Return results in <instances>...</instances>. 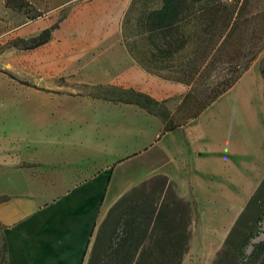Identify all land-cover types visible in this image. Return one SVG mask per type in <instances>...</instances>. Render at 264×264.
<instances>
[{"label": "crops", "instance_id": "0c3cea01", "mask_svg": "<svg viewBox=\"0 0 264 264\" xmlns=\"http://www.w3.org/2000/svg\"><path fill=\"white\" fill-rule=\"evenodd\" d=\"M100 1L88 6L99 15L118 4ZM118 19L93 27L103 34L87 37L80 57L67 54L70 41L55 40L54 30L48 42L33 48L37 86H8L0 72V226L7 264H84L104 212L129 190L110 189L113 178L133 160L164 151L177 168L192 171L203 169L196 164L208 158H182L181 145L190 138L178 139L177 133L188 129L163 132L160 117L131 102L135 90L174 112L188 88L139 65L122 40ZM62 77L130 97L63 91L55 83ZM191 145L199 149L195 141ZM221 158H215L217 171L226 173L231 166Z\"/></svg>", "mask_w": 264, "mask_h": 264}, {"label": "rangeland", "instance_id": "374dc122", "mask_svg": "<svg viewBox=\"0 0 264 264\" xmlns=\"http://www.w3.org/2000/svg\"><path fill=\"white\" fill-rule=\"evenodd\" d=\"M20 1L14 0V4L8 5L7 0H0V72L9 78L8 86H37L31 65L37 51L15 45L17 38L28 39L57 25L55 40L68 39L71 46L66 49L67 54L80 57L87 50V37L103 34L93 28L97 24H115L119 18L120 33L122 16L119 15L127 0H101V4L118 2L114 10L101 15L88 8L91 0H24L19 6ZM55 83L58 89L74 94L129 96L120 90L89 87L72 77L56 78ZM184 127L188 130H181L177 137L183 139L186 135L190 139L181 145L182 158L191 153L196 158L198 154L207 155L208 158L196 164L204 170L177 168L166 152L156 151L133 160L119 179L113 178L110 189L129 188L125 194L130 199L154 200L165 190L173 191L189 204L192 219L188 249L180 264H237L236 246L250 225L252 212L242 217L229 244L227 239L264 179V50L228 92ZM193 141L199 149L192 147ZM202 150L208 153H201ZM212 153L215 158L223 156L221 160L231 166L226 173L217 171V160L211 157ZM120 212V208L104 212L84 264L89 262L98 235L100 246L107 244ZM119 230L115 228L117 233ZM263 241L264 220L259 234L247 246L246 255ZM3 246L0 226V248ZM227 246V252L222 253ZM0 264L7 261L0 259ZM250 264H264V254Z\"/></svg>", "mask_w": 264, "mask_h": 264}, {"label": "trees", "instance_id": "16d2710c", "mask_svg": "<svg viewBox=\"0 0 264 264\" xmlns=\"http://www.w3.org/2000/svg\"><path fill=\"white\" fill-rule=\"evenodd\" d=\"M8 5L14 0H7ZM25 3L21 0L19 6ZM14 6V5H13ZM16 6V5H15ZM57 25L15 45L35 48L51 39ZM122 40L130 55L146 71L187 86L172 112L164 101L131 90V102L161 118L163 132L197 119L228 92L264 50V0H131L122 18ZM5 197H0V200ZM120 208L117 233L107 244L94 243L88 264H180L190 240L189 204L165 190L157 200L123 195L110 212ZM252 212L249 227L236 246L237 264H250L264 254V241L246 248L259 234L264 220V179L230 232ZM227 246L222 253H226ZM6 245L0 259L6 260Z\"/></svg>", "mask_w": 264, "mask_h": 264}]
</instances>
